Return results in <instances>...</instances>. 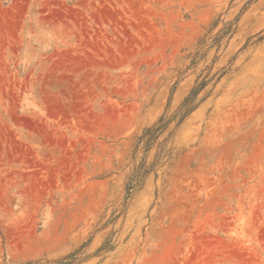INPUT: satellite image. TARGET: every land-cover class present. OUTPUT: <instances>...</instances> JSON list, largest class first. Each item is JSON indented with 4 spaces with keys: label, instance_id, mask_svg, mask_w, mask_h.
Returning <instances> with one entry per match:
<instances>
[{
    "label": "rangeland",
    "instance_id": "obj_1",
    "mask_svg": "<svg viewBox=\"0 0 264 264\" xmlns=\"http://www.w3.org/2000/svg\"><path fill=\"white\" fill-rule=\"evenodd\" d=\"M200 83L125 199L135 138ZM79 248L264 264V0H0V264Z\"/></svg>",
    "mask_w": 264,
    "mask_h": 264
},
{
    "label": "trees",
    "instance_id": "obj_2",
    "mask_svg": "<svg viewBox=\"0 0 264 264\" xmlns=\"http://www.w3.org/2000/svg\"><path fill=\"white\" fill-rule=\"evenodd\" d=\"M197 57V55L195 56ZM205 86V83H200L197 86H194L190 92L183 98L181 103L175 109V111L168 115L171 99L165 108L163 114L158 118V120L151 126L143 129L142 133L135 138L133 150L131 153V161L134 166L131 171V175L126 184V197L128 199L136 191H138L142 186L150 173L156 171L161 160L165 157H170V150L167 149V144L173 136V132L180 127L183 121L191 114V112L196 108L197 105H193V102L196 99V96L200 90ZM175 122L174 128L165 137L161 142H158L160 136L168 129L169 125ZM157 146V153L155 155L154 161L151 162L148 166L146 165V158L151 149ZM142 153L140 161L136 163L138 153ZM125 201V200H124ZM81 249L70 252L62 257L51 259V260H34L27 261L23 264H79L83 261V258L80 256Z\"/></svg>",
    "mask_w": 264,
    "mask_h": 264
}]
</instances>
